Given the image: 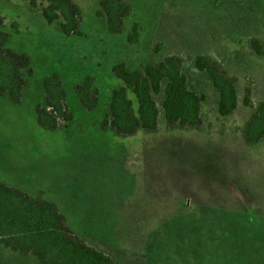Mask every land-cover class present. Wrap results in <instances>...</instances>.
I'll return each instance as SVG.
<instances>
[{"label":"rangeland","instance_id":"obj_1","mask_svg":"<svg viewBox=\"0 0 264 264\" xmlns=\"http://www.w3.org/2000/svg\"><path fill=\"white\" fill-rule=\"evenodd\" d=\"M77 33L47 23L27 0H0L7 46L29 58L19 103L0 96V180L59 200L69 226L119 264H264V139L245 142L246 119L264 102V0H127L120 33L107 30L101 0H72ZM205 54L236 78L237 105L217 112L218 93L194 67ZM181 57L189 86L205 95L203 126L116 136L99 126L114 64L129 69ZM57 73L72 120L38 126L43 78ZM97 105L85 110L76 85L86 77ZM250 88L251 105L242 97ZM55 202V201H54ZM10 251V250H7ZM14 256L24 257L16 252ZM3 256L1 264H37Z\"/></svg>","mask_w":264,"mask_h":264},{"label":"trees","instance_id":"obj_2","mask_svg":"<svg viewBox=\"0 0 264 264\" xmlns=\"http://www.w3.org/2000/svg\"><path fill=\"white\" fill-rule=\"evenodd\" d=\"M31 7H41L47 23L59 21L65 35L77 33L80 11L72 0H27ZM107 30L120 33L124 18L130 13L127 0H101ZM0 16V96L19 103L24 86L23 70L29 58L7 46L8 33L1 29ZM252 50L263 55V46L253 37ZM194 67L205 73L218 93L217 112L231 114L237 105L236 78L226 73L212 57L199 54ZM112 71L120 80L110 94L107 113L100 128L116 136H129L138 129L146 132L165 128H196L203 126L201 113L205 95L192 89L183 69L181 57L169 55L157 64L146 63L129 69L123 62L113 65ZM44 98L34 108L36 122L46 130H56L72 120L66 106V91L61 77L53 72L43 78ZM76 94L85 110L97 105V89L93 79L86 76L76 85ZM251 90L245 87L242 103L251 105ZM242 136L246 143L256 145L264 139V102L246 119ZM0 246L22 256H30L37 264H119L109 254L89 244L68 224L65 214L56 203L45 199L41 192L30 195L17 187L0 181Z\"/></svg>","mask_w":264,"mask_h":264},{"label":"crops","instance_id":"obj_3","mask_svg":"<svg viewBox=\"0 0 264 264\" xmlns=\"http://www.w3.org/2000/svg\"><path fill=\"white\" fill-rule=\"evenodd\" d=\"M1 181V180H0ZM1 182H3V181H1ZM4 183H6V182H4ZM6 184H8V183H6ZM8 185H10V184H8ZM10 186H12V185H10ZM14 187H16V186H14ZM18 188V187H17ZM20 189V188H19ZM20 190H22V189H20ZM22 191H24V192H26V193H28V194H30V195H35V194H37V192H41L42 193V196L45 198V199H47V200H49V201H52V202H54V203H56L57 204V206L60 208V202H59V200L61 201V200H63V201H65V202H67V204H71V202H69L68 201V199H64L63 197L62 198H60V197H52L53 195H48L47 194V192H44L42 189H39V188H34V189H31V191H25V190H22ZM62 211V210H61ZM67 219V218H66ZM8 249H6V248H4V247H1L0 246V264L2 263V261H3V256H7L8 257V255H10V256H14V253H10V251H7ZM15 257H17V256H14V258ZM17 258H21V257H17ZM25 258H30V257H28V256H24V257H22L21 259H25Z\"/></svg>","mask_w":264,"mask_h":264}]
</instances>
